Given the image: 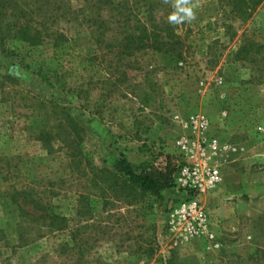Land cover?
Masks as SVG:
<instances>
[{
  "label": "rangeland",
  "instance_id": "1",
  "mask_svg": "<svg viewBox=\"0 0 264 264\" xmlns=\"http://www.w3.org/2000/svg\"><path fill=\"white\" fill-rule=\"evenodd\" d=\"M21 1L29 11L31 0ZM8 17L7 29L14 21ZM177 29L187 46L183 60L150 50L116 61L108 83L94 79L87 86L80 79L90 91L82 99L48 84L63 66L50 44L30 46L11 35V52L0 56V84L7 75L14 78L0 88V150L24 154L25 162L19 174L0 178V230L6 235L0 264H264V48L253 49L254 62L237 60L246 43L264 47V0L256 7L251 0H200L196 19ZM70 36L78 53L97 57L102 66L112 62L103 59L88 31ZM25 93L67 107L84 128L86 162L113 170L124 156L139 171L170 165L174 187L161 200L146 195L129 205L111 198L106 207L88 180L60 173L53 161L61 155H47L28 131L19 134L32 117L21 99ZM197 118L207 119V132L198 129ZM203 136L217 142L209 163L222 181L198 198L204 229L194 234L189 228L196 223L181 211L194 198L179 186V172L198 157L183 152L180 143ZM50 162L56 164L51 169ZM11 186L46 190L45 200L68 218L69 228L41 236L29 230L34 241L14 248L20 213ZM72 230L80 231L77 243L71 242Z\"/></svg>",
  "mask_w": 264,
  "mask_h": 264
},
{
  "label": "trees",
  "instance_id": "2",
  "mask_svg": "<svg viewBox=\"0 0 264 264\" xmlns=\"http://www.w3.org/2000/svg\"><path fill=\"white\" fill-rule=\"evenodd\" d=\"M251 1L256 7L261 0ZM31 3L30 10L26 11L21 0H0V56L11 52L7 41L12 34L30 46L50 44L54 60L63 66L61 72L47 79L48 84L75 94L78 99L90 94L89 89L80 84V79L86 78L90 83L87 86H91L94 79L105 81L112 76L116 61L121 63L150 50L179 60L185 57V38L177 26L167 22L171 8L162 0H83L80 8H74L71 0H31ZM243 3L239 2L240 5ZM8 16L14 19L10 21L9 29L4 28ZM84 30L100 47L103 59L110 57V64L102 66L97 57L83 55L74 49L71 33ZM255 47L264 48L254 42L246 43L237 52V60L254 62ZM259 52L258 49L256 55ZM3 80L14 81V78L7 75ZM29 94L25 93L21 99L30 104L26 105L32 109L31 122L28 129L19 134L24 135L28 131L47 155H61L60 159L53 161L61 165L60 173L75 179L77 176V180H88L96 189V197L101 198L106 207L110 205L111 198L127 199L129 205L146 195L161 200L164 192L174 187V169L170 165L165 171H139L124 156L115 162L113 170L86 162L82 148L84 128L67 107L38 95L31 94L29 98ZM0 154V178L7 181L20 173L18 168L25 162V155L18 152L7 155L2 150ZM53 162H50L49 169L57 164ZM11 191V201L20 213L19 237L14 248L34 241L29 230L35 229L41 236L45 230L49 235H56L69 228L68 218L56 212L55 206L45 200L46 190L38 192L35 187L19 190L11 186ZM79 197L85 200L87 195L81 192ZM79 233V230L70 232L71 242L77 243ZM3 241H6V235L0 230V243ZM1 264L11 263L7 260Z\"/></svg>",
  "mask_w": 264,
  "mask_h": 264
},
{
  "label": "built area",
  "instance_id": "3",
  "mask_svg": "<svg viewBox=\"0 0 264 264\" xmlns=\"http://www.w3.org/2000/svg\"><path fill=\"white\" fill-rule=\"evenodd\" d=\"M198 129L207 132L209 122L205 118H197L195 121ZM182 151L187 154H197V163L193 166H184L179 172V186L185 189L186 193L194 198L192 202L181 209L183 219L191 218L196 225L190 223V232L194 234L202 233L204 229V211L201 208L199 197L206 194L221 183L222 176L220 170L209 163L210 151L218 148L216 140L208 141L203 136L196 141L185 140L180 143Z\"/></svg>",
  "mask_w": 264,
  "mask_h": 264
},
{
  "label": "clouds",
  "instance_id": "4",
  "mask_svg": "<svg viewBox=\"0 0 264 264\" xmlns=\"http://www.w3.org/2000/svg\"><path fill=\"white\" fill-rule=\"evenodd\" d=\"M162 3L171 8L167 22L173 26L194 21L196 10L200 7V0H162Z\"/></svg>",
  "mask_w": 264,
  "mask_h": 264
},
{
  "label": "crops",
  "instance_id": "5",
  "mask_svg": "<svg viewBox=\"0 0 264 264\" xmlns=\"http://www.w3.org/2000/svg\"><path fill=\"white\" fill-rule=\"evenodd\" d=\"M168 191H169V190H166L165 192L167 193ZM165 192H164V195H166Z\"/></svg>",
  "mask_w": 264,
  "mask_h": 264
}]
</instances>
